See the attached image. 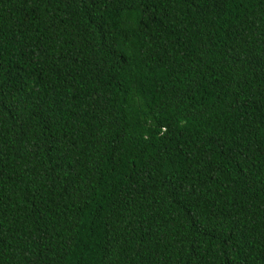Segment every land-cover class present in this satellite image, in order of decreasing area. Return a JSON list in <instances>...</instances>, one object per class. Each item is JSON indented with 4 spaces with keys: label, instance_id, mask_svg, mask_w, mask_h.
<instances>
[{
    "label": "trees",
    "instance_id": "obj_1",
    "mask_svg": "<svg viewBox=\"0 0 264 264\" xmlns=\"http://www.w3.org/2000/svg\"><path fill=\"white\" fill-rule=\"evenodd\" d=\"M0 264H264V0H0Z\"/></svg>",
    "mask_w": 264,
    "mask_h": 264
}]
</instances>
